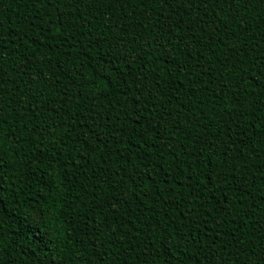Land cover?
Masks as SVG:
<instances>
[{"label": "trees", "instance_id": "16d2710c", "mask_svg": "<svg viewBox=\"0 0 264 264\" xmlns=\"http://www.w3.org/2000/svg\"><path fill=\"white\" fill-rule=\"evenodd\" d=\"M0 264H264V0H0Z\"/></svg>", "mask_w": 264, "mask_h": 264}, {"label": "snow or ice", "instance_id": "6c2138e0", "mask_svg": "<svg viewBox=\"0 0 264 264\" xmlns=\"http://www.w3.org/2000/svg\"><path fill=\"white\" fill-rule=\"evenodd\" d=\"M3 141H2V137H0V147H2Z\"/></svg>", "mask_w": 264, "mask_h": 264}]
</instances>
